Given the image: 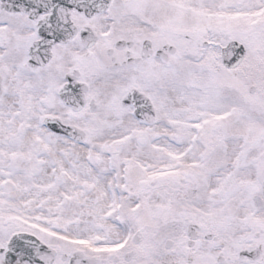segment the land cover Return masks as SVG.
Returning a JSON list of instances; mask_svg holds the SVG:
<instances>
[{
    "label": "snow or ice",
    "instance_id": "obj_1",
    "mask_svg": "<svg viewBox=\"0 0 264 264\" xmlns=\"http://www.w3.org/2000/svg\"><path fill=\"white\" fill-rule=\"evenodd\" d=\"M0 264H264V0H0Z\"/></svg>",
    "mask_w": 264,
    "mask_h": 264
}]
</instances>
